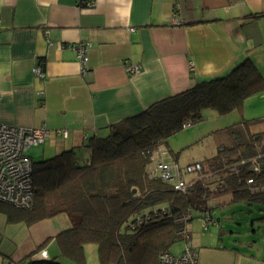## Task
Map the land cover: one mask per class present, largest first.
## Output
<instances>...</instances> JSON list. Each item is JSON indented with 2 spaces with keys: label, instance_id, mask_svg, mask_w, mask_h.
I'll return each instance as SVG.
<instances>
[{
  "label": "crops",
  "instance_id": "obj_1",
  "mask_svg": "<svg viewBox=\"0 0 264 264\" xmlns=\"http://www.w3.org/2000/svg\"><path fill=\"white\" fill-rule=\"evenodd\" d=\"M80 42L90 44L86 73L72 47ZM245 57L264 77V0H0V125L46 126L41 159L72 148L87 154L88 139L106 136L110 124L226 74ZM128 60L141 71L129 75ZM38 63L44 79L34 73ZM260 116L264 91L244 102L245 119ZM4 204L0 264H29L43 250L78 264L61 255L56 239L70 226L67 215L28 223ZM237 204L230 192L209 199L214 223L204 229L199 213L200 226L193 219L188 241L170 251L194 247L197 264H264V204Z\"/></svg>",
  "mask_w": 264,
  "mask_h": 264
},
{
  "label": "trees",
  "instance_id": "obj_2",
  "mask_svg": "<svg viewBox=\"0 0 264 264\" xmlns=\"http://www.w3.org/2000/svg\"><path fill=\"white\" fill-rule=\"evenodd\" d=\"M263 91V75L245 57L226 74L197 81L110 124L106 136L88 139L87 154L72 148L33 160L32 206L3 207L28 223L67 215L70 226L56 239L61 255L78 264H86L88 243L98 245L100 264H161L160 254L182 239L181 230L195 218L193 210L204 213L212 197L230 192L233 201L264 204V189L252 192L246 184L252 177L264 186V129L253 128L263 118L243 117L245 100ZM206 108L241 114L240 121L226 127L233 145H221L216 157L201 161L203 177L193 176L186 191L176 190L152 174L151 155L162 148L167 159L178 162V155L168 154L169 137L185 123L202 121ZM188 214L191 218L183 221ZM29 264L64 262L44 257Z\"/></svg>",
  "mask_w": 264,
  "mask_h": 264
},
{
  "label": "built area",
  "instance_id": "obj_3",
  "mask_svg": "<svg viewBox=\"0 0 264 264\" xmlns=\"http://www.w3.org/2000/svg\"><path fill=\"white\" fill-rule=\"evenodd\" d=\"M90 3V2H89ZM89 5H92L90 3ZM173 23L181 25L182 21L175 13ZM78 55V60L81 65L82 73L89 70V48L87 42H80L72 46ZM193 62L190 61V67H193ZM125 68L129 75L137 74L141 71L140 64L125 62ZM34 73L41 78L46 77L45 66L38 63L34 67ZM40 91L38 94H42ZM191 126V123H185L184 128ZM58 133L67 135V130H58ZM51 137V131L46 126L40 127H22L8 123L0 125V201L12 204L19 208H30L34 202L33 191V171L34 161L28 154V150L33 146H38L46 142ZM166 152L159 148L151 155L152 167L151 171L154 176L160 177L162 180L169 181L173 184V188L180 191H186L188 188L187 176L193 175L203 177V164L196 161L186 165H180L176 161L167 159ZM254 170L260 171L259 163L254 162ZM236 170L235 168H232ZM223 182V181H222ZM218 182V183H222ZM246 184L252 192H259L264 189V186L256 184L254 178L246 179ZM217 185L213 186L215 190ZM191 218L188 214L182 218L187 221ZM204 229H208L214 223L212 210H205L202 216ZM182 239L186 242L190 238L188 224L181 230ZM41 257H47V251L40 252ZM161 264H197L198 251L196 248L186 245L185 248L178 254L170 251H165L160 254Z\"/></svg>",
  "mask_w": 264,
  "mask_h": 264
},
{
  "label": "rangeland",
  "instance_id": "obj_4",
  "mask_svg": "<svg viewBox=\"0 0 264 264\" xmlns=\"http://www.w3.org/2000/svg\"><path fill=\"white\" fill-rule=\"evenodd\" d=\"M255 112V109H252ZM244 112V111H243ZM203 119L200 122L192 123L190 127L183 128L177 133L173 134L168 139V147L172 153L178 155V163L180 165H186L193 161H207L213 159L218 155V150L221 145L231 146L233 145V137L228 133L226 127L232 125L241 120L242 116L238 111H234L228 114H219L216 110L206 108L202 111ZM263 121L256 125L257 129H264V117ZM255 126V125H254ZM43 145L33 146L28 150V154L34 161L41 160ZM37 150V151H36ZM36 151V152H35ZM172 157V156H171ZM173 158V157H172ZM193 175H189L187 180ZM239 206L247 208L251 207L247 204V201H238ZM202 211L193 210V215L196 218ZM245 214V213H243ZM242 216H245L243 215ZM193 220L195 227L200 226L198 219ZM244 226V223H243ZM205 233L206 231L200 230ZM214 230V229H213ZM243 230V234H245ZM192 238L196 235L193 234ZM183 241L175 242L172 247L176 249L177 244H182ZM181 246V245H180ZM86 264H100L98 256V245L96 243H88L85 245ZM66 261V260H64ZM66 262H69L68 260Z\"/></svg>",
  "mask_w": 264,
  "mask_h": 264
}]
</instances>
